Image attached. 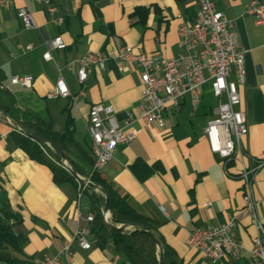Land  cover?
<instances>
[{"label": "crops", "instance_id": "0c3cea01", "mask_svg": "<svg viewBox=\"0 0 264 264\" xmlns=\"http://www.w3.org/2000/svg\"><path fill=\"white\" fill-rule=\"evenodd\" d=\"M236 24L246 57L247 81L239 86L241 108L247 113L249 133L242 140L234 163L211 151L205 128L214 111L202 103L194 109L187 96L179 109L165 113L166 129L141 125L139 137L119 145L113 159L101 170V176L126 194L142 213L163 222L160 232L168 244L188 264H252L249 249L257 233L248 218L240 219L236 231L246 251L237 259L209 260L186 243L190 232L217 226L239 212L243 206L245 183L241 177L244 165L264 162V23L246 12L253 0H214ZM264 2V0H258ZM55 14L46 5L32 0H5L0 4V104L9 106L12 116L29 120L38 115L53 122L61 131L72 117L75 139L90 155L93 141L88 131V114L92 104L112 105L122 122L126 111L141 102L142 82L135 64L123 72L109 60L107 68H94L82 86L78 81V60L87 51H101L116 56L121 44L151 55L170 58L179 54L178 29L182 21L193 22L196 0H53ZM28 6L37 27L25 28L17 17L21 6ZM62 16L61 26L51 19ZM62 35L64 49H51L47 41ZM32 46L28 49V46ZM72 63L71 67L68 65ZM13 75H32V87L5 86ZM62 76L71 92L68 98L49 100L48 90ZM85 96L80 95L81 90ZM210 88H205V92ZM11 117L0 112V202L9 203L21 213L27 240L23 251L34 260L45 254H57L65 239L72 240L81 220L79 212L90 210L87 193L78 197L77 181L56 184L52 170L32 160L11 136L17 128ZM69 157L88 176L93 165L80 149L72 147ZM137 172L133 165L138 160ZM159 163L158 167L153 165ZM153 171H150V170ZM254 194L259 200L258 213L264 222V164L254 180ZM209 204V205H207ZM107 221L111 212L106 210ZM123 226V225H118ZM132 230V226L124 227ZM76 264H129L123 251L110 240L105 249L84 250L74 243Z\"/></svg>", "mask_w": 264, "mask_h": 264}, {"label": "built area", "instance_id": "2783aa9c", "mask_svg": "<svg viewBox=\"0 0 264 264\" xmlns=\"http://www.w3.org/2000/svg\"><path fill=\"white\" fill-rule=\"evenodd\" d=\"M44 3L47 12L55 14L58 7L53 0H32ZM198 4L193 22L182 21L179 33L180 52L176 56L164 58L135 49L128 44L119 46L116 56L109 57L101 51H87L76 63L79 83L84 86L94 68L106 69L109 60L123 72L135 64L141 76L142 97L136 109L126 111L121 122L115 108L110 104L95 103L88 114V131L93 141L95 163L93 170H101L113 159L117 147L136 140L142 132L141 125H153L166 129L165 113L168 109L177 110L189 96L191 105L196 109L204 95L207 85L218 99L214 109V118L205 128L210 149L225 161L232 160L238 153L242 140L249 133L247 113L240 106L242 95L240 85L247 81L246 57L248 49L243 45L234 20L221 10L214 0H196ZM4 5L5 0H0ZM246 12L254 15L258 22L264 23V2L253 0L247 5ZM17 17L25 28L35 29L36 21L28 6L18 8ZM51 21L61 26L62 16H55ZM49 50L45 59L51 58V49H64L66 42L58 34L47 41ZM32 46H28L30 49ZM72 63L68 65L71 67ZM32 75H13L5 86L11 92L13 85L32 87ZM80 95L85 96L82 89ZM71 96L65 79L60 76L55 87L48 90L45 97L49 100ZM48 146L52 147L49 143ZM44 148V147H43ZM46 154L52 156L46 149ZM53 159V158H52ZM58 165L75 175L78 184V197L81 198L91 186L100 188L90 176H82L74 171L67 159ZM264 164L244 165L241 177L245 183L243 206L241 210L220 225L193 230L186 243L190 249L197 250L209 260L223 258L237 259L246 251L244 243L237 235L240 219L248 218L257 233L253 236L249 258L252 264H264V222L258 213L259 200L254 194V180L258 169ZM209 205V204H207ZM107 221L106 213H104ZM81 223L72 240L65 239L57 254H45L36 264H76L74 261V243L84 250L93 247L94 236L91 223L94 214L90 210L79 212Z\"/></svg>", "mask_w": 264, "mask_h": 264}, {"label": "trees", "instance_id": "16d2710c", "mask_svg": "<svg viewBox=\"0 0 264 264\" xmlns=\"http://www.w3.org/2000/svg\"><path fill=\"white\" fill-rule=\"evenodd\" d=\"M3 79L0 69V81ZM0 112L16 122L18 127L11 132V136L18 147L32 160L48 166L53 172L56 184L75 180L74 174L57 164L63 159H67L74 171L80 173L79 165L69 157L72 147L80 149L84 157L94 165L95 157L84 150L75 139L72 117L68 118L61 131H56L53 122L46 121L38 115H33L29 120H22L11 115L9 106L1 104ZM48 143L52 147L48 146ZM233 160L226 161L228 167L234 163ZM141 163L145 164L139 159L131 165L135 172ZM158 165L159 163H155L153 167L156 168ZM88 176L100 188V191H97L91 186L85 192L91 200L90 212L94 214L91 232L97 247L105 249L112 240L115 249L126 254L129 264H188L161 234L162 221L135 208L128 196L104 179L99 171L92 169ZM106 210L111 212L110 222L105 219ZM22 225L21 213L14 210L9 203L0 202L1 264H35L34 259L23 251L27 236ZM118 225L123 227L118 228ZM126 226H132L133 229L127 231L124 228Z\"/></svg>", "mask_w": 264, "mask_h": 264}, {"label": "rangeland", "instance_id": "374dc122", "mask_svg": "<svg viewBox=\"0 0 264 264\" xmlns=\"http://www.w3.org/2000/svg\"><path fill=\"white\" fill-rule=\"evenodd\" d=\"M210 88L209 85H207V89ZM218 99L214 96L213 92H210L207 90L205 94L202 96L201 103L202 106L205 104L207 108H210L212 112L214 111L215 107L218 105ZM1 264V263H0Z\"/></svg>", "mask_w": 264, "mask_h": 264}, {"label": "water", "instance_id": "95a60500", "mask_svg": "<svg viewBox=\"0 0 264 264\" xmlns=\"http://www.w3.org/2000/svg\"><path fill=\"white\" fill-rule=\"evenodd\" d=\"M108 208V207H107ZM123 226H119L118 228H122Z\"/></svg>", "mask_w": 264, "mask_h": 264}, {"label": "bare ground", "instance_id": "6f19581e", "mask_svg": "<svg viewBox=\"0 0 264 264\" xmlns=\"http://www.w3.org/2000/svg\"><path fill=\"white\" fill-rule=\"evenodd\" d=\"M35 262V264H36V261H34Z\"/></svg>", "mask_w": 264, "mask_h": 264}]
</instances>
